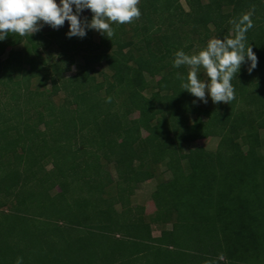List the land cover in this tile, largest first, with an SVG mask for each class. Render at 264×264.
<instances>
[{"label":"trees","instance_id":"obj_1","mask_svg":"<svg viewBox=\"0 0 264 264\" xmlns=\"http://www.w3.org/2000/svg\"><path fill=\"white\" fill-rule=\"evenodd\" d=\"M184 1L140 0L111 39L45 26L0 41V264H264V0ZM244 15L258 65L204 107L175 53L234 37ZM211 136L216 150L185 151ZM160 163L147 216L132 196Z\"/></svg>","mask_w":264,"mask_h":264},{"label":"clouds","instance_id":"obj_2","mask_svg":"<svg viewBox=\"0 0 264 264\" xmlns=\"http://www.w3.org/2000/svg\"><path fill=\"white\" fill-rule=\"evenodd\" d=\"M139 4L140 0H0V41L10 34L31 36L46 25L58 29L65 21L69 22L66 33L69 38H84L88 30H96L111 39L115 35L113 23H131L141 16ZM85 9L93 13L90 21L81 19ZM252 27L249 15H244L235 23L234 37L212 38L204 49L192 55L178 50L173 67L190 68L182 84L184 90L205 104L209 97L213 103L230 104L235 98L231 83L234 76L247 62H250L249 73L258 65L256 53L247 45L246 34ZM201 67L206 71L207 80L198 76ZM16 264H23V258L18 257Z\"/></svg>","mask_w":264,"mask_h":264},{"label":"rangeland","instance_id":"obj_3","mask_svg":"<svg viewBox=\"0 0 264 264\" xmlns=\"http://www.w3.org/2000/svg\"><path fill=\"white\" fill-rule=\"evenodd\" d=\"M182 4L187 8V5L185 3L184 0H181ZM91 10L90 9H85L83 11V14L81 15V19L84 16H88L89 14H91ZM64 27H68L69 26V22L65 21V24L63 25ZM62 27V26H61ZM44 28L46 29V27L44 26ZM48 28V27H47ZM93 40L94 41H98L99 40V35H98V31L93 30ZM10 49V46H7V50L6 52L2 55V59L6 58L8 55V51ZM82 62V58L77 56V63ZM98 70H103L104 68L101 66L97 67ZM77 70V66L75 64H73L70 68V71H68L66 73V75H73ZM107 72H109L106 68L104 69ZM100 78V74L98 73L97 75ZM204 80H207V76L205 73V78ZM51 87L50 83H48L47 88L49 89ZM64 97L63 93L61 92L59 95L55 96V100L56 102L61 101V99ZM198 99V98H197ZM198 102L200 103V105L204 106V107H211L213 105H215V103L212 102L211 98H208V103H203L202 101H200L198 99ZM137 113H134L132 115V117H136ZM193 117V116H192ZM144 135H146V132L143 131ZM262 137L264 139V130H262ZM219 137L216 136H211L208 138H204V139H199L193 142H190L189 144L185 145V151H188L190 148H194L197 146H203L208 150L214 151L216 150L217 146H218V142H219ZM263 152H264V148H263ZM49 167H51V165L49 164ZM115 179L117 178L116 175V171L114 169V166L112 165L110 167ZM171 177V173L170 171L166 168V165L164 163H160L159 165H157L155 167V177L152 179H148L144 182L139 183V185L137 186V188L135 189V192L132 196V201L134 204H140V205H144L146 207V214L147 216L153 215L156 207L155 204L152 200V192L154 191L156 184L158 183V181H160L161 179H166V178H170ZM168 227H170V224H168ZM161 232V227L158 225H154V234L155 235H159Z\"/></svg>","mask_w":264,"mask_h":264},{"label":"flooded vegetation","instance_id":"obj_4","mask_svg":"<svg viewBox=\"0 0 264 264\" xmlns=\"http://www.w3.org/2000/svg\"><path fill=\"white\" fill-rule=\"evenodd\" d=\"M46 27H50V26H47V25H46Z\"/></svg>","mask_w":264,"mask_h":264}]
</instances>
